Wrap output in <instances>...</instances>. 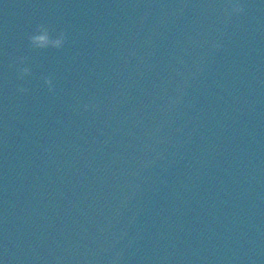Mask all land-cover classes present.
Instances as JSON below:
<instances>
[{
	"label": "water",
	"instance_id": "water-1",
	"mask_svg": "<svg viewBox=\"0 0 264 264\" xmlns=\"http://www.w3.org/2000/svg\"><path fill=\"white\" fill-rule=\"evenodd\" d=\"M0 264H264V0H0Z\"/></svg>",
	"mask_w": 264,
	"mask_h": 264
},
{
	"label": "clouds",
	"instance_id": "clouds-1",
	"mask_svg": "<svg viewBox=\"0 0 264 264\" xmlns=\"http://www.w3.org/2000/svg\"><path fill=\"white\" fill-rule=\"evenodd\" d=\"M226 11H229V14L239 16L244 12V8L240 3H234L230 6V9H226ZM66 34L65 32L61 31L56 37H52L50 34L49 28L44 24H39L36 26L35 31L32 35L28 37L29 45L33 49H56L60 50L63 48L65 42H66ZM24 57L19 58L17 61L19 64L25 63ZM30 75V69L28 67H23L18 69V78L23 79L24 77ZM44 83L46 86H48L49 92L53 91L52 87V80L48 77L44 78ZM18 91L20 93H26V88H19ZM89 106H84V111H88Z\"/></svg>",
	"mask_w": 264,
	"mask_h": 264
}]
</instances>
